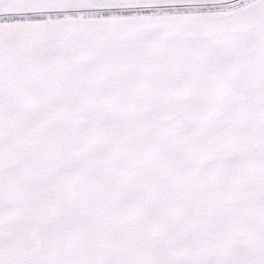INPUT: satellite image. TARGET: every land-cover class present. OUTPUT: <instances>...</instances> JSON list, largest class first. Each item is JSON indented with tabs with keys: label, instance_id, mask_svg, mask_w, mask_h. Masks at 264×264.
<instances>
[{
	"label": "snow or ice",
	"instance_id": "1",
	"mask_svg": "<svg viewBox=\"0 0 264 264\" xmlns=\"http://www.w3.org/2000/svg\"><path fill=\"white\" fill-rule=\"evenodd\" d=\"M0 264H264V0H0Z\"/></svg>",
	"mask_w": 264,
	"mask_h": 264
}]
</instances>
